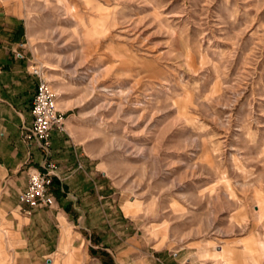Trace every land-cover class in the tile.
<instances>
[{
  "label": "rangeland",
  "instance_id": "1",
  "mask_svg": "<svg viewBox=\"0 0 264 264\" xmlns=\"http://www.w3.org/2000/svg\"><path fill=\"white\" fill-rule=\"evenodd\" d=\"M0 8L21 31L14 57L55 96L66 169L53 220L0 211V264L108 261L112 242L141 262L264 264V0Z\"/></svg>",
  "mask_w": 264,
  "mask_h": 264
},
{
  "label": "crops",
  "instance_id": "2",
  "mask_svg": "<svg viewBox=\"0 0 264 264\" xmlns=\"http://www.w3.org/2000/svg\"><path fill=\"white\" fill-rule=\"evenodd\" d=\"M21 31L15 27L7 17L6 12L0 8V211H7L5 216L13 222L18 217H27L23 214L18 203L19 193L26 187L27 174L31 170L42 171L48 162L56 165V176H63L66 170L62 158L56 151H61L57 145L59 135L53 131L50 138V154L38 149L35 145H28L22 140L23 130L30 126L32 116L30 113L31 102L35 95L38 79L31 73H27V64L14 57L21 43ZM60 149V150H59ZM50 158V159H48ZM56 160V161H55ZM55 179V178H54ZM11 198V200H7ZM54 205V204H53ZM72 202L66 203L64 209H76ZM82 206V205H81ZM49 209H40L32 213L29 221H42L43 219L55 218V214ZM78 210V208L76 209ZM39 225V224H38ZM87 243L88 241L85 240ZM112 242V241H111ZM106 259L95 251L91 264H184L178 255L167 252L154 254L151 253L141 261L124 258L120 246L113 242L106 245ZM98 250V247H94ZM58 249H55L56 253ZM88 256V253L86 251ZM66 255V254H64ZM217 255V253H216ZM40 257L49 259L48 253H40ZM218 256V255H217ZM51 264H56V260L51 258ZM73 257L68 256L64 264H72ZM141 262V263H139ZM214 264H227L225 259H217Z\"/></svg>",
  "mask_w": 264,
  "mask_h": 264
},
{
  "label": "built area",
  "instance_id": "3",
  "mask_svg": "<svg viewBox=\"0 0 264 264\" xmlns=\"http://www.w3.org/2000/svg\"><path fill=\"white\" fill-rule=\"evenodd\" d=\"M31 74L38 79V85L30 108L32 122L23 130L22 140L48 153L51 133L63 130L64 119L56 108L55 96L42 78L41 71L34 69ZM56 170V165L48 162L42 171L28 172L26 187L18 195V203L23 214L29 216L37 210L53 206L51 185L56 177Z\"/></svg>",
  "mask_w": 264,
  "mask_h": 264
},
{
  "label": "water",
  "instance_id": "4",
  "mask_svg": "<svg viewBox=\"0 0 264 264\" xmlns=\"http://www.w3.org/2000/svg\"><path fill=\"white\" fill-rule=\"evenodd\" d=\"M44 264H51V260L47 259Z\"/></svg>",
  "mask_w": 264,
  "mask_h": 264
}]
</instances>
